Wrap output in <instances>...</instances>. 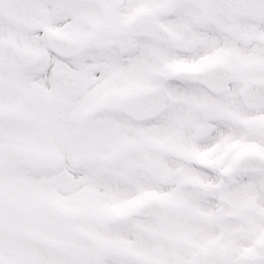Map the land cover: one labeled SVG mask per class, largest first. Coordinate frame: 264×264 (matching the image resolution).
I'll return each mask as SVG.
<instances>
[{
	"label": "snow or ice",
	"instance_id": "obj_1",
	"mask_svg": "<svg viewBox=\"0 0 264 264\" xmlns=\"http://www.w3.org/2000/svg\"><path fill=\"white\" fill-rule=\"evenodd\" d=\"M0 264H264V0H0Z\"/></svg>",
	"mask_w": 264,
	"mask_h": 264
}]
</instances>
